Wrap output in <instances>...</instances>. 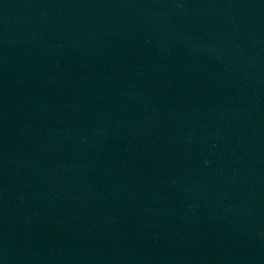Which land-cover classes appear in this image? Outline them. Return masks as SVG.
<instances>
[{
  "label": "water",
  "instance_id": "obj_1",
  "mask_svg": "<svg viewBox=\"0 0 264 264\" xmlns=\"http://www.w3.org/2000/svg\"><path fill=\"white\" fill-rule=\"evenodd\" d=\"M0 264H264V0H0Z\"/></svg>",
  "mask_w": 264,
  "mask_h": 264
}]
</instances>
